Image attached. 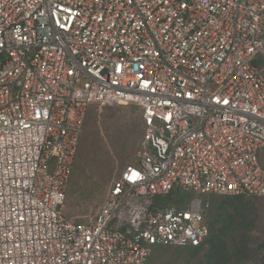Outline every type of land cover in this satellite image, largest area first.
<instances>
[{"label": "built area", "instance_id": "1", "mask_svg": "<svg viewBox=\"0 0 264 264\" xmlns=\"http://www.w3.org/2000/svg\"><path fill=\"white\" fill-rule=\"evenodd\" d=\"M264 0H0V264H146L207 196H264ZM145 131L95 220L62 211L90 105ZM186 208L160 205L174 188Z\"/></svg>", "mask_w": 264, "mask_h": 264}, {"label": "trees", "instance_id": "2", "mask_svg": "<svg viewBox=\"0 0 264 264\" xmlns=\"http://www.w3.org/2000/svg\"><path fill=\"white\" fill-rule=\"evenodd\" d=\"M253 64L264 80V58L255 57ZM132 105L141 109L137 104ZM120 106L106 105L102 114L95 110L87 112L67 187L79 184L88 166L90 173L98 174L95 184L102 187L112 177L114 169L128 160L130 153L139 155L145 131L143 116L138 121L133 111L126 112ZM101 127L106 130L108 139L105 143L100 140L92 142L89 133ZM91 153L97 158H90ZM139 161L131 164L139 165ZM261 161L264 163V157ZM207 198L210 208L206 219L210 231L204 242L198 246L155 245L146 264H264V232L261 227L264 196L214 194ZM190 199V193L177 187L169 194L157 197L160 205L182 209L188 206Z\"/></svg>", "mask_w": 264, "mask_h": 264}, {"label": "rangeland", "instance_id": "3", "mask_svg": "<svg viewBox=\"0 0 264 264\" xmlns=\"http://www.w3.org/2000/svg\"><path fill=\"white\" fill-rule=\"evenodd\" d=\"M132 106H134V108ZM120 107H122L126 112L133 111L136 114L135 116L136 118H138V121L142 118L141 109L138 106L128 104L121 105ZM104 108L105 106L92 104L89 106L87 112H89L90 110H95V112L102 114ZM89 134L90 140L92 142H94L95 140H100L105 143V141L108 139L106 130L102 127L99 128V130H91ZM137 156H139L137 155V152L130 153L128 160L125 163H123L120 167H114L115 169L112 177L102 187H98L97 184H95V180L98 174L90 173L89 166L88 168H85L80 183L74 185L73 187L69 184L66 188L67 194L62 209L63 213L66 216L72 218V220L82 221L86 223L92 222L98 215L101 206L104 204L113 182L119 178L125 166L131 163H137V161H139V157ZM92 157L97 158L95 153H91L90 158ZM261 227L262 231L264 232V212L261 220ZM188 263L194 264L190 262Z\"/></svg>", "mask_w": 264, "mask_h": 264}]
</instances>
